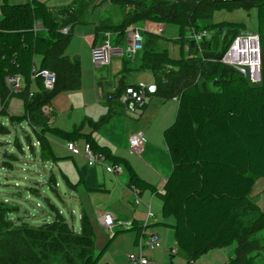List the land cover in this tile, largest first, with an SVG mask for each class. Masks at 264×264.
<instances>
[{"label": "trees", "instance_id": "16d2710c", "mask_svg": "<svg viewBox=\"0 0 264 264\" xmlns=\"http://www.w3.org/2000/svg\"><path fill=\"white\" fill-rule=\"evenodd\" d=\"M101 1L105 0H76L64 9L50 12L36 0L24 4L1 0L0 118L7 119L10 125L28 123L29 116L42 112L41 109L48 107L50 100L58 94L79 90L80 62L67 56L65 49L72 28L87 24L89 8ZM157 1L168 0H150L152 4L145 11L138 7L143 3L122 0L121 4L128 11L120 23L114 25L102 18L94 27L92 47L102 42L106 32L112 35L116 46L121 45L123 33L139 22L161 26L169 22L178 26L179 37L175 41L178 59L170 57L165 49L160 52L146 49L147 37L153 36L147 33L138 66L153 76L156 86L153 98L176 99L177 102L173 122L162 131L172 167L162 190L158 191L139 178L125 159L114 156L107 147L94 140L92 133L112 116V105L120 106L115 101L106 100L107 112L97 124L88 123L89 133L49 126L47 115L38 119L32 130L39 146V160L43 163L56 165L60 160L71 159V156H56L50 142L55 138L64 143L81 141L93 154L102 156L112 165L121 166L127 174L130 189L149 192L160 200L162 219L171 218L173 223L158 225L171 229L176 247L187 263L192 264L213 249L251 239L259 233L264 235V189L261 208L249 200L255 182L259 179L264 182V0H189L187 7H183L184 2L177 1L169 11L158 8ZM221 6L229 7V10L239 6L255 9L256 31L253 33L258 36L260 48L257 84H250L232 68L209 62L218 59L235 36L248 32L241 24L200 23ZM37 21L46 30L45 37L36 35L34 24ZM65 27L69 30L62 34L60 30ZM190 28L216 31L217 36L211 42L201 43L204 60L194 44L185 39ZM221 31L225 33L222 39L219 36ZM186 44L190 48L189 57L183 52ZM36 57L40 58L38 67L34 62ZM125 64L126 60H123L122 66ZM41 70L54 74L55 83L51 90L43 88ZM195 75L203 80L202 83L210 84L212 90H200L197 82L191 81ZM16 77L23 82L16 96L24 102L22 116L10 115L7 111L12 91L6 86L5 79ZM33 83L36 91H31ZM127 87L135 85L119 83L111 95L117 96ZM13 211L15 207L0 204V264H97L118 234L134 233L135 246L138 237L151 227L132 221L128 228L110 234L100 252L94 255L93 233L84 214L80 217L78 231L55 210L53 220L41 227L32 228L21 223L16 230L3 233V228L8 226L4 216ZM245 216L251 217L247 223L242 221ZM256 244L255 241L238 244L234 256L226 264H255L248 255ZM260 248L261 264H264V243Z\"/></svg>", "mask_w": 264, "mask_h": 264}, {"label": "rangeland", "instance_id": "374dc122", "mask_svg": "<svg viewBox=\"0 0 264 264\" xmlns=\"http://www.w3.org/2000/svg\"><path fill=\"white\" fill-rule=\"evenodd\" d=\"M121 1L105 0L101 1L98 5L91 6L88 10L89 17L87 24L76 25L72 29L65 54L70 58L79 60L81 85L79 90L62 92L50 100L48 108L52 109V111L54 110V112H48L49 126H54L64 131L80 130L81 132H86L87 123L97 124L100 117L104 114L106 94L111 92L117 85L116 77L120 81L124 80L123 82L126 84L134 83L137 85L138 83H142L148 85L153 83L152 74L149 71H142L138 67L140 65L139 56L141 52L132 57L131 60H127L126 57L121 59L113 56L110 65L101 70H95L94 64L90 59L94 27L99 25L102 18H105L108 24L114 25L120 23L121 17L128 11L125 5L121 4ZM133 1L138 2V4H144L142 6L138 5L139 8H142L141 11H145L152 4L150 0ZM177 1L184 2L183 7H187V3L189 2V0L157 1L159 3L157 7L162 9V11H169ZM189 16L190 11L187 13V17ZM207 19L200 21V23L207 25L209 23H234L243 25L248 32L253 33L256 31V12L254 8L244 9V7L239 6L229 10V7L221 6L220 9L213 11L210 18ZM134 26L140 30L147 27L150 31H153L156 27L153 23L147 25L146 21L136 23ZM162 30V36L154 37V34L150 33L153 36L147 37L146 49L155 52L165 49L170 57L178 59V46L175 43L179 37L178 26L168 22L163 25ZM118 46L124 47L125 44L122 43L120 45L119 43ZM123 60H126L124 66H122ZM193 78L191 81L193 83L197 82V87L200 90H212V86L208 83H202L203 80L198 75H195ZM36 90L35 86L31 89V91ZM11 91L12 97L7 102V111L10 115L22 116L25 113L24 102L21 98L16 97L18 92L16 88H11ZM169 102L171 101L165 102L168 110L173 107V104H169ZM157 103L153 101L149 104L148 110L152 111V108ZM43 116L45 115L42 112L35 113L33 116L28 117V123L22 122L19 125H10L7 119L0 118V204L5 207H15V211L7 213L4 216V222L8 226H5L2 232H12L21 223L32 228L41 227L44 223H49L53 220L55 210L60 213L67 223L71 224L78 231L80 217L84 214L92 229L94 238L93 253L96 255L100 252L112 231L104 229L100 215L96 210L99 208L103 212L102 215H109L113 218L116 216V227L119 223L128 225L130 220L135 218L134 211L132 210L134 198L131 201V196L128 198V195H116L115 192H112L110 197L101 198L97 196L93 198L88 197L85 192L83 193V197H81L80 193L84 190L83 183L79 184L78 182L79 178L82 177L86 188H96L97 185L93 183L96 180L95 175L99 174V177L100 175L102 177L105 173L101 169L100 164L97 165V167L99 166L97 168L98 171L88 168L86 162H84L82 142L77 144L79 153L73 155L67 154L66 143L55 138H51L50 141L56 156H71L77 164V169L69 158L60 160L57 167L51 163L41 162L39 160V146L32 128L37 126L38 119H41ZM125 156L134 162L141 160L140 154L129 153V155ZM123 158L128 160L125 157ZM101 165L106 166L105 164ZM59 170L67 176L65 181ZM126 176L127 174L122 168V172L118 178L124 179ZM70 184L75 186V191L68 190L71 186ZM121 189L126 191L124 183ZM263 189L264 182L262 179H259L255 182L249 195L250 202L259 208L262 207ZM250 219V216H245L242 218V221L247 223ZM156 229L159 232H163L167 227L158 226ZM133 240L134 233L132 232L120 234L101 256L97 264H128L127 256L136 252ZM250 241H255L257 244L253 247L248 257L255 264H261L262 250L260 247L264 243L263 233H259L251 239L238 241L237 243L233 242L226 247L213 249L200 256L192 264H226L228 259L234 256L238 244H247ZM165 245L175 249L177 253L173 257H170L167 253L168 249L164 250V247H161L162 249H156L151 256L146 252V249L143 254L148 255L153 264H188L183 253L178 252L172 237L168 241L166 240Z\"/></svg>", "mask_w": 264, "mask_h": 264}, {"label": "crops", "instance_id": "0c3cea01", "mask_svg": "<svg viewBox=\"0 0 264 264\" xmlns=\"http://www.w3.org/2000/svg\"><path fill=\"white\" fill-rule=\"evenodd\" d=\"M7 1L10 4H24V3H29L32 0H7ZM36 1L43 3L50 12H55V11L64 9V8L72 5V3H74L76 0H36ZM0 3H1V0H0ZM87 15L89 17V14H87ZM0 19H1V16H0ZM34 31H35L37 36H41V37L46 36V30L43 28L40 21H37L34 24ZM92 40H93V38H92ZM91 48H92V42H91ZM91 48H90V59H91ZM34 62H35L36 67H38V64L40 62V58L36 57L34 59ZM94 67H95V70L103 69V68H100V67L95 66V65H94ZM104 68H107V67H104ZM120 69H121V66H120ZM120 69H119V71H120ZM116 78H117V82H118L117 85L115 86V88L111 92L106 94V97L108 94L113 93L115 91L116 87L118 86V84L120 82L124 81V80L120 81L118 79V77H116ZM18 84H21L19 86L22 89L23 82L20 78L18 79ZM129 85H135V84L132 83ZM33 86H35L34 83L31 85V89L33 88ZM106 100H107V98H106ZM153 101H156L158 103L152 108V111H149L148 105L151 104ZM169 101H171V102H169V104H173L172 105L173 107H171L170 110L167 109V105H166V103H168V101H163L157 97H154L151 100V102L147 105L146 109L143 110V114L138 119H132V118L126 117L127 115H125V112H124L123 108L121 107V105L118 108H116L114 105H112V107L114 108L113 109L114 111L112 112V116L110 117V119L106 123L100 124L98 126V128L92 133V136L98 145L107 147L111 151V153L116 157L127 158L128 160H126V159L125 160L129 163V165L132 167V169L135 171V173L139 176V178H141L145 182L154 186L158 191L162 190L163 185H164L166 179L168 178V176L171 172V168H172L168 152H167L165 145H164V142L162 140V131L173 122L175 112H176V107H177L176 100L172 99ZM112 103H115V102H112ZM107 110H108V108H107V104L105 102L104 114L107 112ZM50 111H52V109ZM52 112H54V110ZM88 123H90V122H88ZM88 123H87V125H88ZM90 130L91 129L88 125L87 131L84 133H89V132H91ZM133 133H141L143 138H144V141H145L143 151L140 154L141 160L139 162L131 161L127 156H125V155H127V154L129 155V153H131L129 151V148H128L127 139ZM75 144H76V148H77V144H79V142L75 143ZM82 144H83V150H84L85 144L83 142H82ZM77 150H78V148H77ZM68 153H70V152L67 151V154ZM78 153H79V151H78ZM65 157H68V156H65ZM71 160L73 162L74 167H76V169H77V164L72 159V157H71ZM104 164L107 165L110 163L108 161H105ZM53 165H55V164H53ZM58 165L59 164L57 163L55 166L57 167ZM100 167H102L101 169H103L106 174L104 173V176H102V177H101V175L99 177V174L95 175L96 180L93 183L95 185H97L96 188H86V186L84 185L82 177L79 178V179H82V182H80V181H78V182H79V184L83 183V190H84L80 193L81 197H83V193H85V192H86V196L91 197V198H93L95 196H97L99 198L110 197L111 193L115 192L116 195H120V194H122L124 196L128 195V198H129V196H131L132 198H130V199L132 201V199L134 198L135 192H136L138 199H139V203H138V205L132 206L133 207L132 210L134 211V217L135 218L130 220L128 225H130L132 221H135L138 225H150L151 227L145 231V234L150 235V234L154 233V234L158 235V247L153 248V249H146L147 250L146 252H148L149 256H151L156 249H160L161 247H164L163 248L164 250L165 249L166 250L171 249L170 247L165 245L166 240L168 241L169 238L172 237L171 229L167 227V229L163 232H161V231L159 232L156 229V227L162 226V225H158L160 223H164L167 225H171L173 223V219H171V218L162 219L161 213H160V211H161L160 200L157 199L155 196H153L149 192H139V191H135L133 189H130L127 186V176L124 179L123 178L120 179V178H118L120 174L114 175L112 173H108L105 170L104 165H100ZM97 168H99V166L98 167L96 166L92 169L89 168V169L98 171ZM59 171H60L61 175L65 176V178H67V176L61 172V170H59ZM123 183L125 184L126 191H123L121 189ZM70 185L71 186L68 190L75 191V186L72 184H70ZM140 203H141V205H140ZM80 206H81V203H80ZM148 207H149V210L152 214V218H150L149 220H147V209H148ZM96 211L100 215V218L102 220V218L104 216V215H102L103 212H101L99 208ZM110 217H112V216H110ZM115 217L114 218L112 217L114 219V221L116 220ZM115 224H116V222H115ZM122 224H124V223H119L118 224L119 226H117V227L114 226L115 228L112 227L111 234L114 231H117V230L122 231V230L128 228V227L122 228L120 226ZM118 227H120V228H118ZM120 234H122V233H120ZM120 234H118L115 237L114 241L117 239V237ZM133 245H134V240H133ZM177 250H178V248H177ZM178 252H179V250H178ZM144 256L148 259V264H153V262L150 260L148 255L147 256L144 255Z\"/></svg>", "mask_w": 264, "mask_h": 264}, {"label": "built area", "instance_id": "2783aa9c", "mask_svg": "<svg viewBox=\"0 0 264 264\" xmlns=\"http://www.w3.org/2000/svg\"><path fill=\"white\" fill-rule=\"evenodd\" d=\"M147 25L149 23L147 22ZM155 25V24H154ZM130 30L128 31V29ZM123 33V40L121 42L125 44L124 47L116 46L113 42L112 35L108 32L104 33V39L102 42L97 43L91 48V61L95 66L100 68L108 67L111 63V58L117 56L118 58L131 60L132 57L136 56L142 51L144 35L147 33H153L156 36H162L163 26L156 25L153 31H150L147 27L143 30L135 28V26L129 27ZM68 28L65 27L60 30L62 34H67ZM224 31H221L220 38L224 37ZM118 36L119 33H116ZM217 36L215 30L199 28L188 29L185 39L192 42L194 47L199 54L203 55L201 48L202 42H211ZM124 49V50H123ZM189 45L183 46V52L185 57H189ZM220 57L218 59H211L209 62H218L223 66L232 68L239 72L244 78L248 80L250 84H257L259 82V67H260V48L258 36L251 32H242L235 36L231 42L225 47V49L220 52ZM204 60V58H202ZM40 75L42 77V84L45 90H51L55 83V77L52 72L48 70H41ZM18 77L16 78H6V86L11 88H16L19 91L21 88L18 84ZM156 92V86L154 83L144 85L138 83L135 87H127L122 93L117 96H113L110 93L107 95L108 101H115L123 108L125 115L131 117L132 119H138L143 114V107L148 105L153 99V95ZM176 100V99H174ZM44 115H48L50 110L48 107H43L41 109ZM129 151L133 154H141L145 144L144 138L141 133H133L128 139ZM66 150L73 155L78 154L75 143H66ZM84 159L86 165L89 168H94L97 165L105 163V160L100 155L93 154L88 145H84ZM105 170L108 173L118 175L121 173V166H116L112 164H107ZM136 191V190H135ZM134 205H138L139 199L137 193L135 192ZM152 218V214L147 209V220ZM103 227L105 230H111L112 227L116 226L115 221L109 215H104L102 218ZM119 226V225H118ZM122 228L129 227V225L122 224ZM136 252L132 255L127 256L128 264H148L147 258L143 255L145 249H153L158 247V235L150 234L146 235L145 232L138 237L137 243L135 245ZM168 255L174 256L176 254L175 249L171 248L167 251Z\"/></svg>", "mask_w": 264, "mask_h": 264}, {"label": "water", "instance_id": "95a60500", "mask_svg": "<svg viewBox=\"0 0 264 264\" xmlns=\"http://www.w3.org/2000/svg\"><path fill=\"white\" fill-rule=\"evenodd\" d=\"M225 2H233V1H236V0H223Z\"/></svg>", "mask_w": 264, "mask_h": 264}]
</instances>
